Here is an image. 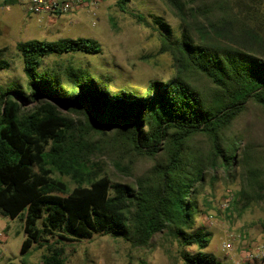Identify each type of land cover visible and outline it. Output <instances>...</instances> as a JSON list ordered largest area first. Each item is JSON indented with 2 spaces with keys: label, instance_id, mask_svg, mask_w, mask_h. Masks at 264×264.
Returning <instances> with one entry per match:
<instances>
[{
  "label": "trees",
  "instance_id": "obj_1",
  "mask_svg": "<svg viewBox=\"0 0 264 264\" xmlns=\"http://www.w3.org/2000/svg\"><path fill=\"white\" fill-rule=\"evenodd\" d=\"M164 1L207 24L211 44L186 34L173 41L165 24L161 53L173 54L176 74L144 94L112 93L109 79L71 63L45 65L50 57L99 54L95 39L17 44L27 82L0 87V214L22 217V255L45 247L42 264H65L62 242L100 235L147 249L164 233L183 248L185 264H226L206 251L211 233L197 225L207 174L239 171L236 204L264 202V135L253 127L264 125V53L242 47L264 52V1ZM6 52L0 70L10 66ZM252 108L256 122L242 125ZM96 158L135 183L101 177ZM138 162L149 164L141 174Z\"/></svg>",
  "mask_w": 264,
  "mask_h": 264
},
{
  "label": "rangeland",
  "instance_id": "obj_2",
  "mask_svg": "<svg viewBox=\"0 0 264 264\" xmlns=\"http://www.w3.org/2000/svg\"><path fill=\"white\" fill-rule=\"evenodd\" d=\"M121 1L99 0L94 12L81 8L38 22L19 1L0 0V49L7 48L2 58L10 63L8 68L0 70V87L16 82L26 84L17 44L29 40L95 39L102 47L99 54L50 57L45 65L71 63L92 76L109 79L112 93L128 88L140 94L145 93L151 82L168 80L176 74L173 54L161 53L165 24L172 31L173 41H180L186 34L196 43L211 44L207 24L193 15H178L164 0H128L125 11L121 8ZM133 14L142 16L146 23L138 22ZM239 45L242 46L240 41ZM242 47L256 54L264 53L245 44ZM254 110L252 108L245 115L242 125L248 120L256 122ZM253 127L256 133L264 135V125L255 124ZM243 128L240 125L234 133ZM94 162L99 164V175L111 178L112 183L120 180L135 183L132 177L119 176L105 158H96ZM134 167L135 174H141L149 164L138 162ZM238 174L239 171L230 174L222 169L207 174L199 196L202 213L197 217V225L211 233V243L206 251L226 264H264V259L249 262L246 257L249 252L264 247V202L253 203L247 208L242 202L236 204L241 189ZM56 177L65 181L71 190L76 187L69 177L60 174ZM24 239L22 217L12 220L0 214V264H42L46 248L33 249L30 255H22ZM228 239H231V247L223 250V243ZM54 242L52 239L51 243ZM56 246L63 249L65 264H185L180 255L183 248L164 233L156 235L147 249L134 248L124 240L100 235ZM185 249L197 250L195 246Z\"/></svg>",
  "mask_w": 264,
  "mask_h": 264
},
{
  "label": "built area",
  "instance_id": "obj_3",
  "mask_svg": "<svg viewBox=\"0 0 264 264\" xmlns=\"http://www.w3.org/2000/svg\"><path fill=\"white\" fill-rule=\"evenodd\" d=\"M11 1V0H10ZM28 8L29 14L42 22L47 17H59L64 14H70L81 8H87L90 12H94L99 0H17ZM228 239L223 243V250L231 247ZM249 262H255L258 259H264V247L257 248L255 252L247 254Z\"/></svg>",
  "mask_w": 264,
  "mask_h": 264
},
{
  "label": "crops",
  "instance_id": "obj_4",
  "mask_svg": "<svg viewBox=\"0 0 264 264\" xmlns=\"http://www.w3.org/2000/svg\"><path fill=\"white\" fill-rule=\"evenodd\" d=\"M11 3V2H10ZM81 19V18H80Z\"/></svg>",
  "mask_w": 264,
  "mask_h": 264
}]
</instances>
